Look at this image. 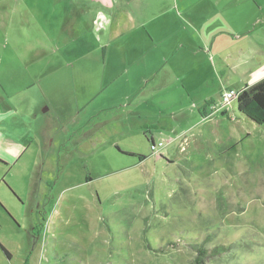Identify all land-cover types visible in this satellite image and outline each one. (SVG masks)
Instances as JSON below:
<instances>
[{"label":"rangeland","instance_id":"374dc122","mask_svg":"<svg viewBox=\"0 0 264 264\" xmlns=\"http://www.w3.org/2000/svg\"><path fill=\"white\" fill-rule=\"evenodd\" d=\"M145 1L156 22L183 6L107 1L101 25L103 0H0V110L27 112L0 133L28 142L26 175L6 187L13 211L0 207V264H264V124L235 99L227 114L209 108L264 71L227 79L209 56L196 87H168L162 69L140 81L133 44ZM201 12L219 49L262 20L264 0ZM197 246L218 249L196 263Z\"/></svg>","mask_w":264,"mask_h":264},{"label":"crops","instance_id":"0c3cea01","mask_svg":"<svg viewBox=\"0 0 264 264\" xmlns=\"http://www.w3.org/2000/svg\"><path fill=\"white\" fill-rule=\"evenodd\" d=\"M107 1L113 2V0ZM107 1L103 0V3H101L102 8L96 12L98 22L101 25L106 21L107 13L105 10L110 8L106 6ZM212 1H215L216 4L226 2L227 5H230L234 0H182L183 6L173 8L172 14L166 11L159 12V14H162L161 17L165 16L164 22H156L153 18L147 19L149 14L153 13V5L149 1L140 2L138 6V40L134 41L133 44L135 50H138L137 53L134 50V54L138 55V79L140 81L147 83L148 78L151 77V72L162 69L165 71L169 82H171L168 87H176L177 83H180L179 86L183 91L187 85V88L189 86L196 87L198 80L207 76V57L209 56L217 61V66L215 64L217 72L222 68L229 70L230 74L227 77L225 76L227 79H231L234 74L252 78L263 73L264 16L262 20L251 18L255 21H247L241 26H237L234 33H229L231 41L223 42L225 45L216 49L214 48V33L206 34L204 24L207 18H202L201 15V11L210 6ZM169 14L171 17H168ZM142 20L143 22H141ZM254 23L260 25L261 29H257L256 25L253 26ZM121 32L112 37L117 42L120 52L126 50V45L120 42L123 35ZM191 62L198 63L192 66L190 65ZM256 81L254 80V82ZM245 85H241L240 88L237 87L236 89L241 90ZM142 87L138 86V88ZM226 89L234 88L233 86H226ZM186 94L190 96L188 92ZM195 99L200 102L196 97ZM210 101H213V99L210 98ZM206 103L204 102L205 105ZM235 104L237 105L236 101ZM3 107L4 111L0 110V128L4 126V120L7 121L8 119L9 123L12 118L15 119V122L26 118L27 112L23 111L20 105H3ZM227 111L228 108H225L221 114H227ZM20 138L22 139L15 141L11 135L0 133V202L2 203H0V207L4 205L8 210L12 209L7 204L10 199L6 190V187L9 189L7 185L10 184L17 191L18 186L16 188L12 184L15 180V174L18 173L19 177L26 175L23 162L19 163V161L23 153L27 151L28 142L25 137ZM23 138L24 141H22ZM150 138L152 139L151 136ZM36 195L37 189L33 186L30 196L36 197Z\"/></svg>","mask_w":264,"mask_h":264},{"label":"trees","instance_id":"16d2710c","mask_svg":"<svg viewBox=\"0 0 264 264\" xmlns=\"http://www.w3.org/2000/svg\"><path fill=\"white\" fill-rule=\"evenodd\" d=\"M237 109L240 113L245 115L247 118L255 122L256 124H264V77L260 80L252 83L251 85H245L243 87L236 98ZM151 143L154 144L151 138H148ZM130 154V153H127ZM135 155V154H134ZM139 161L143 160L145 156L136 155ZM4 253L9 256L8 251L2 247ZM197 253L196 263H200L203 259L208 256L209 251L214 252L218 248L207 249L195 247Z\"/></svg>","mask_w":264,"mask_h":264},{"label":"built area","instance_id":"2783aa9c","mask_svg":"<svg viewBox=\"0 0 264 264\" xmlns=\"http://www.w3.org/2000/svg\"><path fill=\"white\" fill-rule=\"evenodd\" d=\"M240 90L236 91L235 89H226L220 96V104L217 106V104H214V103H211L209 104V108L211 111H217L219 109V111H223L224 107L227 106L228 103H230V101L232 99H235L237 98V95L239 94ZM161 143L159 142L158 143V146L160 145ZM155 145L153 144L151 146L152 149H154Z\"/></svg>","mask_w":264,"mask_h":264},{"label":"water","instance_id":"95a60500","mask_svg":"<svg viewBox=\"0 0 264 264\" xmlns=\"http://www.w3.org/2000/svg\"><path fill=\"white\" fill-rule=\"evenodd\" d=\"M153 145V143H151V146Z\"/></svg>","mask_w":264,"mask_h":264}]
</instances>
